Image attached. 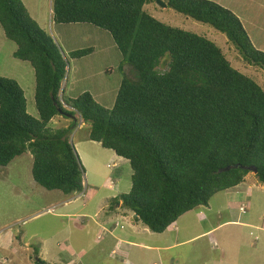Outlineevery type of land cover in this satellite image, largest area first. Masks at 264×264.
Masks as SVG:
<instances>
[{"label": "trees", "instance_id": "obj_1", "mask_svg": "<svg viewBox=\"0 0 264 264\" xmlns=\"http://www.w3.org/2000/svg\"><path fill=\"white\" fill-rule=\"evenodd\" d=\"M162 1L165 9L224 34L245 65L264 72V52L232 11L210 0ZM51 6L55 23L108 32L132 78H123L112 109L90 93L67 97L68 60L22 0H0V25L17 47L14 57L35 71L38 111V118L31 116L20 84L0 76V167L31 153L36 183L81 193L85 169L70 141L76 126L49 128L57 116L78 114L88 139L132 170L129 193L112 199L109 209L121 204L153 233L175 228L186 213L237 188L251 168L264 187V87L236 68L217 42L161 20L151 9L156 0H52ZM93 52L80 49L70 57ZM232 165L241 167L221 171ZM38 255L35 264H52Z\"/></svg>", "mask_w": 264, "mask_h": 264}, {"label": "rangeland", "instance_id": "obj_2", "mask_svg": "<svg viewBox=\"0 0 264 264\" xmlns=\"http://www.w3.org/2000/svg\"><path fill=\"white\" fill-rule=\"evenodd\" d=\"M210 1L232 11L253 46L264 52V0ZM22 2L68 60L65 95L75 99L90 93L102 107L112 109L123 78H132V70L110 34L89 24L53 22L52 0ZM151 9L168 24L217 42L236 68L264 87V72L245 65L224 34L171 9ZM88 48L94 52L70 57ZM16 49L0 25V76L20 84L28 113L38 118L35 71L14 57ZM166 69L164 62L159 70ZM75 117L78 127L70 141L85 169L81 193L65 195L41 187L32 176L31 153L0 167V264H35L37 252L52 264H264V187L253 172L237 188L214 196L208 207L186 213L175 228L156 234L135 224L132 212L120 206L116 212L109 209L112 199L131 189L130 164L90 141L88 125ZM60 126L56 121L49 124L51 129Z\"/></svg>", "mask_w": 264, "mask_h": 264}, {"label": "crops", "instance_id": "obj_3", "mask_svg": "<svg viewBox=\"0 0 264 264\" xmlns=\"http://www.w3.org/2000/svg\"><path fill=\"white\" fill-rule=\"evenodd\" d=\"M71 116H73V115H71ZM59 118H62L61 120L62 121H60V119ZM53 121H56V122H58L60 125L62 124V126H60V127H58L57 129H62V128H67V127H69L71 124H72V122L75 124V129L78 127V125H77V123H76V117H75V115L73 116V117H70V116H57V117H55L52 121H51V123L53 122ZM62 122H65V123H62ZM74 129V130H75ZM76 135V134H75ZM115 158L117 159V160H120V159H122V158H120V157H117V156H115ZM123 160V159H122ZM118 206H120L121 207V204L120 205H118ZM121 209V208H120ZM118 210H119V208H118ZM116 212V211H115ZM126 215V214H125ZM133 217H134V215H133ZM134 223L135 224H137L138 222H136V220H135V218H134ZM176 226H177V224H176ZM173 228H169L168 230H172ZM172 246H174V245H172ZM172 246H169V248L170 247H172Z\"/></svg>", "mask_w": 264, "mask_h": 264}, {"label": "water", "instance_id": "obj_4", "mask_svg": "<svg viewBox=\"0 0 264 264\" xmlns=\"http://www.w3.org/2000/svg\"><path fill=\"white\" fill-rule=\"evenodd\" d=\"M156 3H157V5H158L159 7H162V8H166V7H167V5H166L165 3H163L162 0H156ZM68 116L73 117V116H71V115H68ZM239 167H241V166H240V165H232V166H228V167H226L225 169H223V170H221V171H225V172H226V171H229L230 169H233V168H239ZM250 170H252L254 174L257 173L256 170L253 169V168H251Z\"/></svg>", "mask_w": 264, "mask_h": 264}, {"label": "built area", "instance_id": "obj_5", "mask_svg": "<svg viewBox=\"0 0 264 264\" xmlns=\"http://www.w3.org/2000/svg\"><path fill=\"white\" fill-rule=\"evenodd\" d=\"M240 211H242V213H246V208L241 207V210Z\"/></svg>", "mask_w": 264, "mask_h": 264}]
</instances>
